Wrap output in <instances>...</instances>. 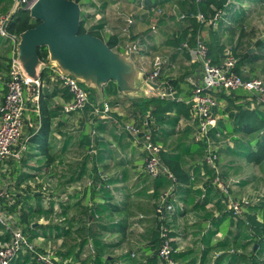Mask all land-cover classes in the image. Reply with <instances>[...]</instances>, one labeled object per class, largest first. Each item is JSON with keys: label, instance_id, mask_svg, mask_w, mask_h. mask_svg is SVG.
I'll use <instances>...</instances> for the list:
<instances>
[{"label": "crops", "instance_id": "1", "mask_svg": "<svg viewBox=\"0 0 264 264\" xmlns=\"http://www.w3.org/2000/svg\"><path fill=\"white\" fill-rule=\"evenodd\" d=\"M117 1L118 6L116 5V7L112 5H107V7V0H103L101 3L99 2L100 4L97 3L98 1L90 2L87 0L85 6L79 1V5H82L80 7L84 12H89L88 10L90 9L96 10L98 7L102 6L101 15H90L89 13H85V28L90 29L97 25L102 26L99 30L104 42L108 40L110 36L116 35L118 45L115 50L119 52V49H122V52L127 44L126 39L122 35V29L125 27L123 17L129 16L128 13L122 11V8L127 7V9L132 11L139 6L140 9L139 4L142 0ZM261 2V4L257 3V5H255V1H240L241 6L233 10V17L229 20L232 22V27L228 28L227 26L225 28L219 21L216 28L211 25L201 26L200 34L207 42L211 37H215L220 44L224 45L226 50L232 45V47L235 48V50L232 49V52L237 55L236 59H238V75L245 80L258 78L264 83V31L259 37L253 38L255 32L252 30V27H255L256 23H258L256 27L259 29L261 28L260 30L264 28V0H261ZM13 5L14 4H12V6L0 5V12H2L0 13V17L12 14L14 11ZM119 5L121 7H119ZM174 5H176L180 11L179 6L175 3L165 4L162 9L169 12V9ZM145 6H147V4H145ZM3 7H6L5 10H3ZM110 9H113L112 15ZM3 11H7V13L4 15ZM239 12H243V16H240V20L237 19ZM151 14L152 13H149L147 10H144V12L137 14L138 16H134V25L131 29L132 39H135L137 43H141V55H150L151 59L155 55L161 57L162 61H164L165 68L162 71L163 73L160 81L167 82L173 80L176 83L174 88L177 98L183 100L188 106L187 102L190 100L192 87L188 84L186 78L192 75L194 78H198V80L201 81V65L198 62H192L191 59L195 58L193 51H177V49L168 42H166L164 46L159 47L158 50L154 49L157 46L156 44L162 43V41L165 42V38H163L161 34L162 31L168 30L174 25L171 23H164L161 24L162 26H158V31L156 33H150L149 20ZM165 15L166 17L170 16L169 13ZM119 16H121V18H119ZM98 17H100V19H97ZM147 25L148 27H146ZM144 30L147 32H144ZM240 30L242 33H240ZM212 31L215 32L212 33ZM151 34L152 36H150ZM240 34L241 37L239 36ZM11 42L9 46H12L13 43ZM13 49L14 47L12 46L11 53ZM2 52L3 51L0 49V53ZM138 60L140 61V59ZM141 67L145 68L142 64L140 68ZM145 70L147 69L145 68ZM48 71L51 75L52 72L49 69ZM1 81L3 84L5 79L4 81L1 79ZM61 86V83L52 82L48 87V93L50 94L48 105L49 109L55 112V116L51 118L52 126L48 135L47 155H41L30 139L39 126L36 125L35 120V117L38 116L39 106L37 108L32 101L33 94H38L39 88L33 85L26 89L25 99L27 107L20 144V146H24V149L21 151L20 160L9 159L2 166L0 171V185L6 187V184H8L10 186L8 190L13 192L16 189L11 185L14 183L15 179L17 180L19 177L24 178V175H31L32 177L25 179L19 186V191L18 188H16L17 191L21 193V191L29 186V192H31L29 194H39L43 200V212L32 215L31 218H29L31 219L29 222V227L31 229L27 231V229L25 230L24 228L23 230L28 232L29 236L30 234H38L35 238L31 239V242L37 245V247L35 246L37 251H51L61 264H83V259L90 253L85 246L92 241L90 234L94 232L100 235L104 242L110 244H119L120 241L124 242L122 238L124 235L126 236V231H129V226L131 225L130 221L134 218L135 213H137L138 210L148 212L145 209L149 207L153 208L152 204L161 189H155L154 187L157 181H151L141 173L143 171L144 155L141 149L137 145H134L131 138L122 130L125 124H135L137 119L131 121L132 118H123L127 115L128 111L133 109L130 107L131 102L127 100L120 90H117L114 95L106 96V98H112L118 101L115 106H110L111 112L109 115L112 119L106 120L100 119V117H94L91 114L92 112L89 110L86 111L85 109H83L84 111L81 110L79 113L72 112L68 115L64 114L62 109L59 110L58 108H62L70 98L65 100L61 92H58ZM32 90L35 92H32ZM216 93H219L215 95L218 101V108L214 111V114L219 117L217 124L219 129L227 128L231 131L234 127L233 124L236 125L234 116L231 114L239 113L243 123L244 119H247V117H252L254 120L256 117H264V108L258 103L256 105V101L254 99L252 100L251 97L247 96L242 91L228 94L223 91H217ZM3 96L4 92H0V104L2 103ZM224 111L228 114L227 118L220 114ZM182 113H184L183 110L179 115L174 110L168 113L166 116L168 117L167 123L164 124L163 130H170L171 133L161 135L160 127H155L154 139L166 152L181 154L180 162L182 169L190 173L191 179L188 184H178L174 186L177 201L182 204L185 212H191L190 210L199 200L204 198L205 195H209L210 201L205 204L204 210L195 208V211H193L194 216L190 214L184 216L185 212L180 215L176 214L177 216L175 214L174 216L167 215V221H172L171 238L174 242L171 244L172 247L177 248L179 252L192 251V256L195 257L196 263H198L200 254L204 248L201 242L202 237L210 228L212 219L214 217L220 218L221 209L216 205L217 203H215L220 197V194L211 182L212 173L210 174L203 165V146L198 143L194 148H190V145L195 143L193 141L194 124L191 118H189V112L188 116ZM145 116H148V112ZM137 117L139 121L141 117L139 115ZM175 117H178V120L172 127L170 122ZM92 118L103 120L102 125L110 127L113 125V127H115H112L115 137H113L114 144L111 147L109 146L108 138L112 136L107 131L105 132L101 129L96 132L88 131L90 136L92 133L95 138L100 137L102 139V141L96 143V147H94L96 152L93 155L86 149V144L83 138H81L82 133H84L83 131H86V126L92 125ZM106 121L112 124H104ZM96 124L97 123L94 122V126ZM229 133L232 134V132ZM234 134H236L234 137H237V139L233 140L230 134L224 135L220 139L223 140L219 148L220 164L224 165V167L222 165L221 167H223L222 171H225L226 177L228 176L227 178L230 176L239 177L245 173L244 166L246 159L241 155L238 156L236 153L247 151L244 147L246 146L245 144L248 142L251 143L258 137L257 133L245 134L241 130L236 131ZM228 138H231L230 140L232 142H230ZM256 170L257 172H255V175H257L259 171L264 173V162L256 165ZM240 179V185L231 189L233 195L236 197H240L241 194L252 191V188H249L250 186L253 185L255 188L257 186V184H253L251 179H248L247 176H243ZM88 181L92 182L90 186L87 185ZM138 197L147 199V207H140L143 205V202H140V200L143 199L136 202ZM133 198H135V200H133ZM37 200L38 199L32 197L28 202L35 205ZM91 205L97 208V212L98 210L100 211L102 215L100 219L102 218V220L94 221L89 224V218L94 216L91 215ZM113 205H120V207L117 210H113L110 208L113 207ZM220 206L223 207L222 204H220ZM223 209V212H225L227 209L226 206L225 208L223 207ZM86 213L91 216H86ZM252 213H255V211ZM16 214L17 217L20 215L19 213ZM257 217H259V215H257ZM14 219L15 223L18 224L15 216ZM151 221H147L148 225ZM138 222L140 221L136 219V224H138ZM119 223L123 224L125 227L124 234L116 230H112L111 232L102 229L104 226L109 228ZM228 223L229 220H224L221 227H224L225 230L228 229ZM132 224L135 223L133 222ZM18 225L21 229L23 228L20 223ZM34 227H36V229H33ZM82 227H87L86 230L88 233L86 236L88 240L84 246L78 248V253L74 254L71 247L81 240V237L78 238L75 232L76 230H82ZM63 229L68 230L69 233L57 237V234H59L58 231ZM154 229L149 227L145 229L146 233L143 234L145 243L151 241L152 234L155 231ZM231 229L236 231L237 227L231 225L229 230ZM3 232L1 228L0 236H4ZM222 232L223 231L218 232L214 239L221 238ZM42 233L46 236L42 235ZM114 235L121 236L119 242H113V240H116ZM184 238H186V240L192 239V242L186 244L181 241ZM0 242L3 241L0 239ZM120 246L121 245L115 247V249H120ZM113 248H110L111 251H109L108 254L105 253V257H113L116 260L115 264L130 263V260L127 258L128 251L121 252V254L118 255ZM145 253L150 254L151 250ZM212 255L214 257V254L211 252V257ZM19 257L22 258L23 254H20ZM142 260L144 261V258H141L139 262ZM135 261L138 262L136 259ZM180 262L182 263V261Z\"/></svg>", "mask_w": 264, "mask_h": 264}, {"label": "trees", "instance_id": "2", "mask_svg": "<svg viewBox=\"0 0 264 264\" xmlns=\"http://www.w3.org/2000/svg\"><path fill=\"white\" fill-rule=\"evenodd\" d=\"M2 1L3 0H0V4ZM73 1L79 3V0H73ZM225 1L226 0H199L197 2L196 0H152V1L147 0L146 2L147 6H145L147 10L151 9V7H154L156 5L165 6V4L175 3L179 6L180 12L186 14V17L183 19L175 18L176 23H177V28L171 27L168 30L166 29L165 31H162L161 34H162V37L165 38V42L162 41V43L160 42L156 44L157 46L154 49L158 50L159 47L164 46L166 42H168L170 45H173L177 49V51H183V49H181V44L183 43V41H187L190 44V46L193 47L196 42L195 39L201 29V25L198 22H196L193 15L197 12H201L207 19L213 16L216 10L222 9L224 10V16L219 21L221 23H224V22L228 23V21H226L227 20L226 16L229 14L230 16L233 17L232 12L233 10L238 9V7L237 6L235 7V5H232L231 7L228 8V9L230 8L231 9L228 10L226 9L228 5L225 6ZM240 1H238V3H240ZM80 6L82 5L80 4ZM5 8L6 7H3V10H5ZM3 12H4L3 13L4 15L7 13V11H3ZM85 16L86 14L82 9L81 15H80V22H79V26H80L79 33L83 34L87 32L91 34L92 36H95V37L97 36L103 40L100 30H99V28H102V26L97 25L90 29H86L84 25L85 20H86ZM240 16H243V12L238 13L237 15L238 20H240ZM162 22L164 21H159L158 24L159 25L164 24ZM38 24L39 22L30 18L28 9L20 7L17 10H15V12L10 14L9 20L6 24V28L10 35L18 37L21 34V32L27 29H30V28H34ZM230 27H232L231 24L228 25V28ZM240 33H242L241 30H240ZM150 36H152V34ZM239 36L241 37V34ZM7 43H8V40L4 39L2 46H5V47L3 48V52L0 53V92L1 93L2 92L5 93V89H6V84L5 82H3L2 84L1 79H3V81L4 79L5 81L7 80V77L10 71V66H11L10 59L12 55L11 53L12 46H9V44ZM105 43L112 50L116 51L115 48L118 45L116 35L110 36L108 40L105 41ZM206 46L208 49V56L210 57V59H212L213 63L219 64L221 61L220 58L222 57V54H224L226 50L224 45L220 44V42L216 40L215 37H211L208 42L206 41ZM229 48L231 51L232 49L235 50V48L232 47V45ZM121 50L119 49V52H121ZM37 53H38V57L40 60H42L43 62L47 60L48 53H47L46 47L42 46L38 48ZM186 57H187V54H186ZM48 69L49 68H44L40 76V80H39L40 87L38 90L39 108H38V116L35 117L36 125H39V126H38L37 131L33 134V136L30 137L31 142L36 146V149L41 155L43 154L47 155L48 141H49L48 135L50 133L51 126H52L51 118L55 116V112L53 110H50L49 105H48L49 104L48 99L50 98V94L48 93V87L53 82L49 78L51 77V75L49 74ZM235 72L238 74L237 65L235 68ZM167 82L170 85H173V86L176 85V83L173 80L167 81ZM86 89L89 91V100L91 102L90 105L84 108L86 111H88L90 109L89 108L90 106L93 107V105H97L98 103L95 100L94 91L88 88ZM58 90H59L58 91L59 93L61 92L65 100L70 98V95L67 94V90L63 86H61ZM117 90H119V88L117 84L113 82H110L104 88V100H105V103H107L109 106H115L118 103V101L112 98H106V96L116 94ZM127 100L131 102L130 107L133 110L128 111L127 115L123 118L125 119L132 118L131 121H134L135 119H137L135 123L137 124V126H140V127H142L143 124L147 123V126L150 129L151 135L153 136L154 142H156L154 139L155 137L154 131L156 130L155 127H160L161 135L162 134L167 135L171 133L170 130H167V129L163 130L164 124L167 123L166 121L168 117L166 116L168 115V113L174 110L179 115V113H181V111L183 110L184 113L182 114H184L185 116L187 114L188 116L189 106H187L183 100H179V99H175L172 101L160 100L158 103H155L151 109L148 110V116H145L146 111L142 110L143 109L141 106L142 104L139 101L146 103V101L149 99L131 100L127 98ZM58 109L59 110L62 109V112L66 115L70 114V113H65L63 111V108L61 107ZM89 111L92 112V109ZM138 113L141 115L140 116L141 118L139 119V121L137 117ZM220 114L228 115L227 112L225 111L221 112ZM231 115L234 116V119L236 122V125L233 124L234 127L231 129V131L228 130L227 128L219 129L218 127L215 129V131L219 132L220 134H223V136L230 134L233 140L237 139V137H234V135H236L234 133L238 130H241L245 134L257 133L258 137L255 138L254 141H252L251 143L249 142L246 144L244 143L246 145L244 147L246 148L247 151H244L242 153H236V154L238 156L241 155L242 157H245L247 162L250 161L256 165L261 164L262 162H264V117H256L257 119L255 118V120L252 119V117L251 118L247 117V119H244V123H243L241 120V115L239 113L231 114ZM177 120H178V117L173 118L170 122V125H172L173 127L176 124ZM97 129L104 130L105 132L107 131L109 134H111L112 137H115L113 134L114 129L110 126L99 124ZM229 132H232V134ZM95 141L96 143H98V141H102V139L98 137L95 139ZM85 144L86 145L89 144L88 139L86 140ZM197 145L198 143L196 142L192 143L190 145V148L192 147L194 148V146H197ZM219 152L220 151L218 150V153ZM160 154H161L160 155L161 163L166 167L169 173H171L175 177V181L172 182L170 179L167 178V176L164 175V177H161V178L158 177L154 180V182L157 181L154 188L155 189L160 188L162 191V190L168 189L171 186L174 187L175 185H178V184H183V185L188 184L190 182L191 176L189 172H186L182 169L181 162H180L181 154L166 152L165 149H163V147H162V151L160 152ZM203 165H204V162H203ZM204 167L208 170V172H210V174L212 173L213 175L212 171H210L205 165ZM30 177L32 176L24 175V178L19 177L20 179L19 178L17 180L15 179L14 183L11 186L14 187V189L16 190L11 192L10 190L7 189L5 191V197L0 202V208L6 213L8 214L11 213V215L13 214V216L16 217V220H17L16 222L18 224L20 223L21 227L23 228L21 229L18 224H16V226L19 227L24 233L26 232L23 230L24 228L25 230L27 229V231L31 229L29 227V224H30L29 222L31 219L29 218H31V216L36 213L43 212V208H42L43 200L39 194H36V195L29 194L31 193L29 192V186L26 187L23 191H21V193L18 192L20 189L19 186L25 181V179L30 178ZM16 187L18 188V191ZM219 194H220V197L216 200L215 203H217L216 205L219 206V208L221 209L220 218L214 217L212 219L210 228L207 230V232L202 237L201 242L204 248L202 249L198 263H196L195 257L192 256L193 255L192 251L179 252L175 250L174 247H173L174 252L172 254V259L175 262H177V264H264V259H262V257L260 258V256L264 255V220H261L259 217H257V215H259L258 213L256 214V213L249 212L247 215H245V217H239V216H235L233 212L229 211L227 207H226L227 208L226 211L223 212L224 210L223 207L225 208L226 206L224 204L225 199L220 192ZM32 197L38 199L35 205H32L28 202V200L32 199ZM209 201H210L209 195H205V197L199 200L198 203L195 204L192 209L199 208L201 210H204L203 208L205 204H207ZM220 204H222L223 207L220 206ZM251 206L252 204L249 205L248 209ZM119 207L120 205L119 206L113 205V207H110V208L113 210H117L119 209ZM251 208L254 209L255 207L252 206ZM90 211L92 212L91 215L98 216L97 221H99L100 217L102 216L100 214V211L98 210L97 212V208L93 207L92 205H91ZM16 213H19L20 215L17 217ZM88 215L90 214L86 213V216ZM224 220H229V223L227 225L228 229L226 230L224 227H221ZM231 225H235V227H237V230L236 231H233L232 229L229 230V227H231ZM158 226H159V223L156 224L155 231L152 234L151 241L146 243L148 246L146 247V249L144 248L143 250L145 252H149L151 250V253L150 254L144 253V256L142 257L144 258V261L142 260L141 262H139L141 258L139 257L136 258V260H138L137 262L135 261V258H132L130 256V254H127L128 256L127 258L128 260H130L129 264H164V262L159 258V255H158L159 246L161 242ZM1 228L2 227L0 226V229ZM109 228L104 226L102 229H106L111 232L112 230L114 231L116 230V231H120L122 234L125 233V230H124L125 227L121 223L116 224L114 227L112 226ZM33 229H36V227H34ZM86 229L87 227H82V230H76L75 232L78 238L81 237V240L79 243H75L74 245H72L71 250L74 254L78 253L79 251L78 248L84 246L88 240L86 236L88 231ZM250 229L253 231L254 235L257 237V240L252 243L253 246L251 249V253L247 254L248 245L245 241H247L250 236L249 235ZM220 231H223L222 237L219 239H214L215 235ZM3 233H4V236H0V239L3 242H5L7 238L10 236V233H8V231L7 232L4 231ZM58 233L59 234H57V237L67 235L69 231L63 229V230L58 231ZM171 233L172 231L170 232L169 237L171 236ZM37 235L38 234H30L28 239L31 241V239L35 238ZM42 235H45V234L42 233ZM90 238L92 240L91 244L94 249V253L89 254L85 259H83L82 263L83 264H115L116 260L113 257H109V258L105 257V253L108 254V252L111 251L110 248H113V247L115 248L119 245L104 242V240L100 237V235L94 232L90 234ZM211 252L214 254V257L212 255L213 259L211 257ZM180 261H182V263ZM11 264H39V263L36 262L35 260V253L27 251L26 253L23 254L22 258L19 257L17 260L14 259L11 262ZM59 264L61 263L59 262ZM64 264H67V263H64Z\"/></svg>", "mask_w": 264, "mask_h": 264}, {"label": "built area", "instance_id": "3", "mask_svg": "<svg viewBox=\"0 0 264 264\" xmlns=\"http://www.w3.org/2000/svg\"><path fill=\"white\" fill-rule=\"evenodd\" d=\"M34 1L35 0L15 1L14 8L17 10L22 7L29 10ZM197 1L199 0H196V2ZM231 1L232 0H226L225 6L229 5ZM139 5L140 10H147L143 2H140ZM147 11L149 13H154V16H151L149 21L150 33H156L158 31L157 16L169 13V15L175 16L177 19L186 17V14L180 12L176 5L172 6L169 12L157 7H151V9ZM9 16L10 15H6L0 18V36L9 37L14 47L10 59V71L5 81L6 89L1 101L2 103L0 104V171L2 166L9 159H21V151L24 149V146H20V144L27 107L25 91L27 88L34 85V82L21 71L20 66L16 62L15 44L18 37L10 35L7 31L6 24L9 20ZM223 16L224 10L222 9L216 10L213 16L207 19L201 12H197L193 15L196 22L201 26H217L218 21ZM123 19L126 25L122 29V35L127 43L123 50L128 49L129 56L132 58L133 55H137L140 52L138 43L135 39H132L131 29L134 25L133 15L124 16ZM195 41L193 47L190 46L187 41H183L181 44V49L188 52L193 51L195 58L191 59L192 62L200 63L202 68L201 81H195L192 77L187 78L188 84L192 87L190 100L187 104L189 106V116L194 124L193 141L203 146L204 165L213 172L211 182L223 195L227 208L229 211H232L235 216L242 217L249 205L253 204V202L252 199H248V197L234 196L231 189L233 186H237L240 183V179L233 176L227 178L219 168V144L216 139H221L223 134L215 131L219 117L214 114V111L218 108V101L213 93L223 91L228 94L242 91L264 108V83L258 78L245 80L240 77L235 72L238 59H236L229 48L224 52L220 63L215 64L208 56L206 41L201 37L200 32ZM140 59H142V57H140ZM148 63L151 70H145V68L142 67L141 69L146 72L148 80L152 83L159 84V91L156 92V94L165 99H177L174 97L175 90L173 86L168 82H161L158 80L164 65V61H162L161 57L155 55ZM44 68H49L52 72L50 77L51 81L61 83L70 95V99L62 106L65 113L79 112L90 105L89 91L84 84L75 81L69 76L61 74L54 67ZM35 83L36 85L34 86L39 88V81ZM32 99L38 108V94L33 96ZM110 112L111 108L105 102L93 105L92 115L94 117L111 120L112 118L109 115ZM224 117L227 118L228 115H224ZM123 128L126 134L131 138L133 144L137 145L144 155V173L152 180L160 177V175H165L174 182L175 177L169 173L166 167L161 163L160 152L162 151V147L153 141V136L151 135L147 123L143 124L142 127L136 124H125ZM89 153L92 155L95 154L93 147H90ZM91 184V181L87 182L88 186ZM4 197L5 191L0 188V202ZM172 197L173 189L170 187L162 192L155 207V219L157 218L160 223L158 229L161 242L158 255L164 264H177V262L172 259L174 251L173 247H171V240L169 238L171 231L166 226L167 215L173 211L171 203ZM142 218H144V216L140 215L138 220ZM97 219L98 216L94 215L89 218L88 222L91 224ZM0 226L5 232L8 231V233H10L7 241L0 242V264H11L20 254H24L27 251L35 253V260L39 264H59L58 259L51 251H37L35 245L28 239V236L16 226L14 216L6 214L1 208ZM89 247L91 251H94L91 245H89ZM132 256L134 257L135 255L132 254Z\"/></svg>", "mask_w": 264, "mask_h": 264}, {"label": "water", "instance_id": "4", "mask_svg": "<svg viewBox=\"0 0 264 264\" xmlns=\"http://www.w3.org/2000/svg\"><path fill=\"white\" fill-rule=\"evenodd\" d=\"M81 7L73 0H35L29 9L31 19L39 22L18 36L15 58L21 71L34 85L44 67L84 84L103 103L104 88L117 84L128 99H148L159 91V84L147 79V74L133 62L128 49L112 50L101 38L79 33ZM46 47L47 60L39 59L37 50Z\"/></svg>", "mask_w": 264, "mask_h": 264}, {"label": "rangeland", "instance_id": "5", "mask_svg": "<svg viewBox=\"0 0 264 264\" xmlns=\"http://www.w3.org/2000/svg\"><path fill=\"white\" fill-rule=\"evenodd\" d=\"M18 2L19 0H3L2 2H1V4L0 5H2V6H7V5H11L12 6V4H14V2ZM80 2H81V4L82 5H86V2H87V0H79ZM90 2H97L98 4H100L103 0H89ZM146 1L147 0H142V2H143V4L145 5L146 4ZM150 1H152V0H150ZM238 1H240V0H238ZM238 1L237 0H232L231 2H230V4L227 6V8L226 9H228L229 7H231L232 5H235V7L237 6V7H240L241 6V4L240 3H238ZM249 1H255L256 3H255V5H257V3H259V4H261L262 2H261V0H249ZM15 2V3H16ZM100 2V3H99ZM107 2L108 3H106V6L107 5H112L113 7H116V5L118 6V4H117V0H107ZM11 3V4H10ZM151 3V2H150ZM101 7L102 6H100V7H98L96 10H93V9H90V10H88L89 12H85L86 14L87 13H89L90 15H92V14H98V15H101ZM108 7V6H107ZM112 7V8H113ZM119 7H121L120 5H119ZM123 7V6H122ZM154 7H157V8H163L164 6H160V5H156V6H154ZM263 7H264V5H263ZM13 9H14V11L13 12H15V8H14V5H13ZM231 9V8H230ZM230 9H228V10H230ZM122 11L123 12H125V13H128V15H133V19L135 18L134 16L136 15V16H138L137 14H139V13H141V12H144V10H140L139 9V6L138 7H136V8H134L132 11H130L129 9H127V7H123L122 8ZM164 11H165V9H164ZM95 12H97V13H95ZM99 12V13H98ZM110 12H111V15H112V12H113V9H110ZM123 12H121V13H123ZM0 13H2V12H0ZM132 13V14H131ZM152 14L150 15V16H154V13L153 12H151ZM256 14V13H255ZM95 16V15H94ZM256 16V15H255ZM156 17V16H155ZM164 17V18H163ZM169 17V18H168ZM168 17H166V15L165 14H163L162 16H157L156 17V19H157V24H158V22L159 21H164V22H162V23H171V24H173L174 26L172 27V28H177V23H176V19H175V16H168ZM0 18H2V17H0ZM99 19H100V17H98ZM119 18H121V16H119ZM226 18H227V20L226 21H228V23H222L223 24V26L226 28L229 24H232V22H230L229 21V19H231L232 18V16H230L229 14L226 16ZM150 19H151V17H150ZM155 19V18H154ZM164 19V20H163ZM257 20V19H256ZM255 20V21H256ZM150 21V20H149ZM168 21V22H167ZM218 23H219V21H218ZM258 23H256V25H257ZM126 25V24H125ZM159 25V24H158ZM256 25H255V27H252V30H254V32H255V35L253 36V38H257V37H259L260 35H262L263 34V31H264V28L262 29V30H260L258 27H256ZM212 26V25H211ZM210 26V27H211ZM146 27H148V25L146 26ZM212 27H214V28H216V26H212ZM211 27V28H212ZM143 28V27H142ZM144 29V28H143ZM220 29V28H219ZM145 30H147V29H145ZM144 30V32H147V31H145ZM143 31V30H142ZM215 31H212V33H214ZM217 32V31H216ZM252 32V31H251ZM250 32V33H251ZM159 33V32H158ZM158 33H157V35H158ZM4 39H7L8 40V43L7 44H9L10 42H11V39L9 38V37H1L0 36V49L3 51V48L5 47V46H2V44H3V41H4ZM12 43V42H11ZM138 45H139V48H140V51H141V43L139 42L138 43ZM140 53V52H139ZM135 54V55H133L132 56V61L134 62L135 61V63L140 67L141 65H140V61H141V64H142V66L143 67H145L147 70H151V68H149V63L148 62H150L152 59H151V57H150V55H145V54ZM232 54L235 56V57H237V55L234 53V52H232ZM247 55V54H246ZM140 57H142V59H140ZM138 59H140V61L138 60ZM198 64V63H197ZM164 65H163V69H162V71L164 70ZM161 71V74H160V76H159V78H158V80L160 81L161 79V76H162V72ZM189 77H192L193 79H195V81H198L199 82V80H198V78H194V76H192V75H190V76H187V78H189ZM186 78V79H187ZM173 86V85H172ZM173 88H174V86H173ZM174 90H175V88H174ZM32 92H35V91H33L32 90ZM36 93H34L33 94V96L35 95ZM67 94H68V92H67ZM217 94H219V93H216V92H214L213 93V95H214V97H215V95H217ZM69 95V94H68ZM174 97L175 98H177V94H176V91H175V94H174ZM151 98V99H150ZM148 99L149 100H147L146 101V103H144V102H142V101H139V102H141V106H142V110H144V111H146V113L148 112V110L149 109H151L152 107H153V105L155 104V103H158L160 100H163V101H172V100H175V99H172V100H170V99H165V98H162V97H160L159 95H157L156 93H152V94H150V96L148 97ZM178 99V98H177ZM135 100H137V99H135ZM253 100V99H252ZM32 101H33V99H32ZM256 105H257V102L255 103ZM90 109L89 110H93V107L92 106H90L89 107ZM82 111H84V110H82ZM80 112V111H79ZM79 112H77V113H79ZM188 112H189V110H188ZM138 115L139 116H141L139 113H138ZM190 118V117H189ZM100 119H102V118H100ZM100 119H95V118H92V125L91 126H86V131H83L84 133H82V135H81V138H83L84 140H85V143H86V140L88 139L89 140V146L88 145H86V149H88L89 151H90V147H96V141L94 142V139H96V138H98V137H94V135L91 133V136H90V134L88 133V131H98L99 129H97V127H98V125L99 124H103V120H100ZM94 122H96L97 124L94 126ZM112 124V123H110L109 121H106V122H104V124ZM136 124V123H135ZM134 124V125H135ZM137 125V124H136ZM112 127H113V125H111ZM118 126V125H117ZM124 127V126H123ZM122 127V130H124V128ZM113 128H115V127H113ZM229 139V141L230 142H232L230 139L231 138H228ZM216 141L218 142V144H219V148L221 147V142L223 141V140H220V139H216ZM116 142V141H115ZM93 143H95V144H93ZM108 143H109V146L111 147L113 144H114V140H113V137H110V138H108ZM221 143V144H220ZM95 150V149H94ZM95 152H96V150H95ZM219 158H220V154H219ZM247 162V161H246ZM246 162H245V166H244V171H245V173H243L241 176H239L240 178L241 177H245V176H247V178L249 179H251V181L253 182V184H257V186H256V188L252 185V186H250L249 188H252V191H249V192H246V193H243V194H241V196L240 197H248V199H252V202H253V204H252V206L253 207H255L254 209H252L251 207L249 208V209H247L246 210V212H245V214L242 216V217H245V215H247L249 212H254L255 211V213L257 214H259V218L261 219V220H264V173H262V172H260L259 171V173L257 174V175H255V172H257V170H256V164H254V163H252V162H250V161H248L247 162V164H246ZM221 162H220V159H219V161H218V164H219V168L221 169V171L223 170V167H224V165H222V164H220ZM221 165L223 166V167H221ZM223 173H224V175L226 176V173H225V171H222ZM141 173H143L145 176H147L148 177V179H150L151 181H154V180H152L146 173H144V171H142ZM228 175V174H227ZM232 175V174H231ZM1 176V175H0ZM161 177H164V175H160V178ZM228 177V176H227ZM233 177H235V178H238V179H240L239 177H236V176H233ZM1 178H3V177H1ZM91 180H93V179H91ZM241 180V179H240ZM2 181H3V179H2ZM250 182V181H249ZM240 184H238L237 186H233L232 188H234V187H238ZM172 187V189H173V197H172V199H171V202H172V207H173V211L169 214V215H173L174 216V214L176 215V214H183L184 212H185V209H184V207L182 206V204H180L178 201H177V198H176V191L174 190V187L173 186H171ZM0 188L1 189H3L4 191H6L7 189H10V186L8 185V184H6V187H3L2 185H0ZM170 188V187H169ZM249 188H247V189H249ZM164 190H160L159 191V194L157 195V198L154 200V202H153V204H152V206H153V208H147V209H145V210H147L148 212H145V211H139L138 210V212L137 213H135V215H134V218L130 221V223H131V225L129 226L130 227V229H129V231L127 232L126 231V236L124 235V237L122 238V240L124 239V242H122V241H120V239H121V236H118V235H114V237H115V239L116 240H113V242H119L120 241V243L118 244V245H121L120 246V249H115V248H113V249H115L116 250V254H118V255H120L121 254V252H124V251H128L127 253L128 254H130V256H131V254L132 253H134V257L133 256H131L132 258H142L143 256H144V253H145V251H143L144 249L143 248H145L146 249V247L148 246L146 243H145V237H144V235L143 234H145L146 232H145V229L146 228H151V229H154L155 227H156V224L157 223H159V221L157 220V218L155 219V207H156V203H157V201L159 200V197H160V195L162 194V192H163ZM219 191V190H218ZM220 192V191H219ZM140 199H143V200H140ZM133 200H135V198H133ZM140 200V202H143V205L142 206H140V207H143V206H146L147 207V203H146V201H147V199H144V198H140V197H138L137 198V200H136V202L137 201H139ZM225 205H226V202H225ZM257 206V207H256ZM227 207V206H226ZM191 212H185V214H184V216H186V215H192V216H194V213H193V211H195L194 209L192 210H190ZM5 212V211H4ZM6 213V212H5ZM6 214H8V213H6ZM9 214H11V213H9ZM13 215V214H12ZM140 215H143L144 216V218H142V219H140L139 221L140 222H138V224H136V219L138 220V218H140ZM177 216V215H176ZM178 217H180V216H178ZM98 220V219H97ZM96 220V221H97ZM100 220H102V218L100 219ZM152 220V221H151ZM189 220V219H188ZM147 221H151V223L148 225V223H147ZM191 221V220H190ZM135 223V224H132V223ZM172 221H167V223H166V226L168 227V229H170V231L172 230V223H171ZM193 222V221H192ZM146 224V225H145ZM160 224V223H159ZM98 225V224H97ZM144 225H145V227H144ZM132 227V228H131ZM155 230V229H154ZM25 234V233H24ZM25 235H27L28 237H29V233L28 232H26V234ZM249 238H248V240L247 241H245L246 243H247V245H248V252H247V254H250L251 253V249H252V243L254 242V241H256L257 240V237L254 235V233H253V231L250 229V233H249ZM170 238V244H172V238H171V236L169 237ZM182 242H185L186 244L187 243H191L192 242V239L191 240H186V238H184V239H182L181 240ZM180 241V242H181ZM242 241H243V239H242ZM241 241V242H242ZM174 243V242H173ZM89 245H91V248L93 249V247H92V244L91 243H89V244H86L85 246H86V249H88V251H90V253L89 254H93L94 253V251H91V249H90V247H89ZM36 247H37V245H35ZM172 246V245H171ZM36 247H35V249H36ZM174 249L175 250H177V248H175L174 247ZM94 250V249H93ZM136 252V253H135ZM216 256V255H215ZM262 257V259H264V255H262V256H260V258Z\"/></svg>", "mask_w": 264, "mask_h": 264}]
</instances>
